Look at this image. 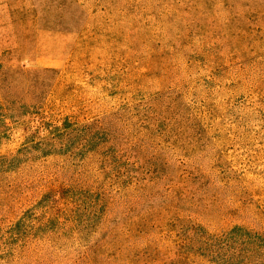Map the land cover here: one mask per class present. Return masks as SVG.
Instances as JSON below:
<instances>
[{
  "label": "rangeland",
  "instance_id": "1",
  "mask_svg": "<svg viewBox=\"0 0 264 264\" xmlns=\"http://www.w3.org/2000/svg\"><path fill=\"white\" fill-rule=\"evenodd\" d=\"M234 227L264 236V0H0V264H221Z\"/></svg>",
  "mask_w": 264,
  "mask_h": 264
},
{
  "label": "trees",
  "instance_id": "2",
  "mask_svg": "<svg viewBox=\"0 0 264 264\" xmlns=\"http://www.w3.org/2000/svg\"><path fill=\"white\" fill-rule=\"evenodd\" d=\"M221 240H224L225 245L229 243L238 244L233 247L234 251H226V255L220 261L221 264H238L239 257L248 260L249 256L264 252V236L244 227H234L224 233Z\"/></svg>",
  "mask_w": 264,
  "mask_h": 264
}]
</instances>
